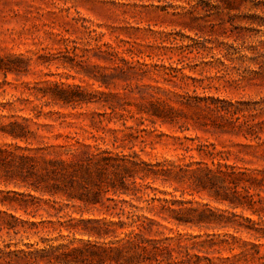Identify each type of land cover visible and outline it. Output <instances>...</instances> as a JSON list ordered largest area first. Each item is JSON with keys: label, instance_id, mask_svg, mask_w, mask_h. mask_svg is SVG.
Returning <instances> with one entry per match:
<instances>
[{"label": "rangeland", "instance_id": "obj_1", "mask_svg": "<svg viewBox=\"0 0 264 264\" xmlns=\"http://www.w3.org/2000/svg\"><path fill=\"white\" fill-rule=\"evenodd\" d=\"M0 147L74 199L16 170L0 191L102 234L76 244L137 255L131 216L152 223L147 264H264V0H0ZM218 170L236 176L217 197Z\"/></svg>", "mask_w": 264, "mask_h": 264}, {"label": "trees", "instance_id": "obj_2", "mask_svg": "<svg viewBox=\"0 0 264 264\" xmlns=\"http://www.w3.org/2000/svg\"><path fill=\"white\" fill-rule=\"evenodd\" d=\"M10 126L11 128L20 127L16 123H11ZM8 133L14 138H21V135L12 130ZM48 164L59 166L61 169L60 172L45 169L47 173L63 175L61 171L65 169L64 162L48 161ZM0 169L4 170L3 178L5 180L12 179L10 173L16 170L24 186L35 192H40L41 197L45 194L55 197L58 193H67L65 189L60 188L56 183L49 186L43 182L44 180H40L42 178L37 176V165L34 163V158L18 154L9 147H0ZM206 176L210 183L209 189L214 190L218 197L217 190L219 188L229 189L230 186L228 185L234 183L236 174L232 170H218L212 175L207 173ZM67 195L69 199H74L68 193ZM41 197L38 198L29 191L22 193L0 191V264H121L120 261L123 258L125 262L140 258L138 260L139 264H147L148 258L141 257L140 253L146 250L143 244L147 243L153 248H157L158 243L143 238L144 231H147L152 223L146 218L134 219L131 216L126 217V219H129L127 224L131 229L125 235V239L120 240V242L124 241L123 244L129 247V251L134 250L137 255L125 258L122 249L119 247L104 248L91 243L76 244L73 239H70L76 233L98 237H102V234L98 229L87 230L82 228L78 230L76 228V224H89V221L78 220L73 224V218L60 221V217H57L56 221H53L50 219V214L48 217L38 215V212L42 209L41 204H48ZM78 199L80 201L84 200L81 197H78ZM221 199L232 203L226 197ZM114 202L115 208L120 203V214L124 215V208L121 204H125L127 201L122 199L119 202ZM90 203L94 205L97 202ZM55 204L56 202L52 201L50 206L57 215L60 209L55 208ZM95 224L99 223L95 222ZM124 226H126V223L121 220L119 227L123 228ZM63 231H66L67 235H63ZM255 231L259 238H263V232Z\"/></svg>", "mask_w": 264, "mask_h": 264}]
</instances>
